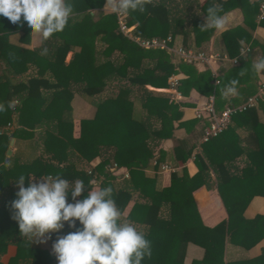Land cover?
<instances>
[{
  "label": "trees",
  "instance_id": "trees-1",
  "mask_svg": "<svg viewBox=\"0 0 264 264\" xmlns=\"http://www.w3.org/2000/svg\"><path fill=\"white\" fill-rule=\"evenodd\" d=\"M105 1L72 0L74 13L64 31L47 40L42 38L36 48L23 46L30 43L32 34L26 23L19 28L0 17V102L11 101L15 105L0 113V161H11L10 168L0 167V258L8 245L16 246L15 255L7 263L0 259V264H56L49 248L38 242L29 245L20 236L18 222L12 218L15 210L11 201L16 198L21 174L25 175V187L31 174L35 177L59 174L70 186L81 179L86 184L77 200L91 192L95 183L88 184L89 181L100 182L99 187L111 186L122 214L134 200L128 215L122 219L132 222L151 241L152 257L142 264H184L189 242L206 250V259L194 260L192 264H206L207 260L222 264L227 236L245 248L264 237L261 217L244 216L252 197L264 196V120L261 119L264 100H258L255 107L234 112L223 131L201 144V152L195 154L197 171L193 175L186 167L192 148H188L185 140L180 141L174 147L172 162L174 167H182L172 172L169 186L160 188L157 175L146 173L151 160L156 159L157 164L165 160L162 149L155 156L160 142L171 138L177 126L193 129L199 120L181 121L180 104L147 86L169 88V78L183 74L175 89L184 96L191 89L213 96V107L220 113L226 107L244 103L258 90L259 75L251 70V50L238 56L242 43L235 37V30L228 29L221 36L227 54L238 57L239 63L217 75L209 69L199 71L195 62L175 57L166 47L145 48L121 32L118 15L103 11ZM198 3V0H148L143 11L130 12L123 21L135 37L165 39L178 34L193 35L195 46H199L211 38L215 29L202 27L206 22L195 7L207 20V10L213 6L222 7L225 14L234 8V3H244L243 27L251 31L258 25L264 27V18L258 23L255 20L261 0H217L218 5L216 0ZM15 34H19L18 43L9 40ZM167 46L172 47V41ZM258 46L264 56V43L258 42ZM44 48L46 54H42ZM69 52L72 56L66 62ZM30 68L34 69L33 74L28 73ZM232 79L239 81L235 86L237 91L225 95ZM112 81H115L113 87L106 91ZM73 93L82 94L95 108L91 118L80 121L78 137L73 136L69 102ZM137 103L139 112L135 110ZM201 120L207 128L210 119ZM10 125H14L13 129ZM12 138L34 139L35 144L43 146L45 154H52L71 166L54 167L43 155L20 163L16 154L7 155ZM71 156L86 163L97 157L101 161L93 169L75 167ZM113 162L126 168L128 177L122 176L117 181L119 178L110 169ZM154 168L157 170V165ZM212 173L228 217L214 227H207L201 221L193 192L202 186L210 188ZM68 202H74L70 196ZM75 230L66 224L60 233L52 234L51 241ZM259 260L264 261V251Z\"/></svg>",
  "mask_w": 264,
  "mask_h": 264
},
{
  "label": "clouds",
  "instance_id": "clouds-1",
  "mask_svg": "<svg viewBox=\"0 0 264 264\" xmlns=\"http://www.w3.org/2000/svg\"><path fill=\"white\" fill-rule=\"evenodd\" d=\"M147 2L107 0L106 9L110 8L117 15L128 14L143 11ZM207 11V20L202 27L224 30L222 7L213 6ZM73 13L72 0H0V17L7 18L19 28L26 23L44 40L63 32ZM46 53L47 49H42V54ZM251 70L256 75L264 73V56L256 58ZM238 83L232 79L224 94H234ZM14 107L11 101L7 104L0 102V113ZM0 167L10 168L11 161H0ZM18 177L16 198L11 201V208L15 210L12 218L18 222L19 234L29 245L47 243L52 234L60 233L66 224L76 229L53 242L52 250L58 264H142L152 257V244L145 233L137 230L132 222L122 219L113 187H98L77 200L86 184L81 179L70 186L61 175L50 174L45 175L43 182L29 180L25 187V175ZM69 196L74 202H68Z\"/></svg>",
  "mask_w": 264,
  "mask_h": 264
},
{
  "label": "crops",
  "instance_id": "crops-1",
  "mask_svg": "<svg viewBox=\"0 0 264 264\" xmlns=\"http://www.w3.org/2000/svg\"><path fill=\"white\" fill-rule=\"evenodd\" d=\"M199 5H201L205 0H198ZM225 1V0H223ZM248 2H254L256 0H247ZM264 1V0H262ZM106 2L103 6V11L105 13H111V9H106ZM216 5L217 3L216 0ZM244 3H234V8L227 11L224 15L225 17V28L222 31L214 30L211 38L207 41L202 42L201 45L195 46L194 43V36L189 35L188 37H184L181 34H178L174 38H172L173 46L170 47L173 50H176L180 47L185 49H192L193 51L203 52L204 59L198 60L195 62V65L199 71H204L209 69L214 75H217L221 70L227 69L231 64V59L238 57H230L227 54L225 43L222 39L221 34L230 29L235 30L233 33L235 37L242 43V47L240 48V53L238 56H244L248 51L252 54V62L256 60L257 57L262 56V50L258 46L259 43H264V27L257 26L253 31H251L248 27H243V10L242 5ZM196 13L200 15V18L203 19L205 22L203 15H201L198 6L195 7ZM126 15V14H124ZM260 11L259 14L256 16V22L258 23L261 19ZM132 31V29H131ZM19 34L11 35L9 40L12 43H18ZM42 42V36L39 33L32 32L31 34V41L28 45H23L29 48H36ZM188 47V48H187ZM247 51L241 53V49H246ZM175 57L178 56L173 52ZM72 56V52H69L66 56V62L70 60ZM223 56H226L227 59H223ZM176 59V58H175ZM29 74L34 73V69L30 68L28 70ZM35 75V74H34ZM49 75H47L48 77ZM179 79L183 78V74L177 75ZM264 78V73L259 75L258 85L261 79ZM115 81L110 82L107 85L106 91L109 88H112ZM148 89L166 94L170 100H173L180 104V109L182 111V119L181 121H187L191 119H198V123L195 125L193 129L186 128L185 126H177V122L175 125L177 126L173 132V136L168 139H164L160 142L159 147L156 150V157L158 156V149H162L166 153L165 160L160 163H154L153 159L151 160L150 167L146 170V173L150 176L157 175L158 178V185L160 188L167 187L170 185L171 182V174L174 171L180 170V167H174L172 159H173V152L174 147L179 144L180 141L185 140L187 143L188 148H192V155L191 159L187 162L186 167L190 175H193L197 171V167L194 163L195 154L201 152V144L203 143L202 137L204 135V122L201 120L202 118L197 117V112L201 111L206 105L213 104L214 97L213 96H205L197 92L195 89H191L189 95H181L176 89L172 88H153L151 86H147ZM48 93V92H47ZM264 100V99H260ZM70 105L72 107V116H73V136L78 137L80 135V121L85 118H91L94 115L95 108L91 104V102L82 96L80 93H73L69 99ZM258 105V103H257ZM256 105V106H257ZM94 109V110H93ZM136 112L140 111V105H135ZM203 111V110H202ZM204 112V111H203ZM261 119L264 120V116L261 115ZM10 129H13L10 128ZM191 130V131H190ZM245 133L242 132V136ZM16 154L19 158L20 163H26L30 160L37 158L38 156L43 155L46 157L47 162L53 165L54 167L64 168L70 167L71 164L66 161H62L58 157H54L52 154H45L43 150V146L41 144H35V140H25L21 138H13V144L11 146V154ZM8 155V156H10ZM155 157V158H156ZM72 163L75 164V167L87 166L90 168H94L101 159L99 157L89 162L81 161L76 156H71ZM168 164L170 167L174 168V170H162L161 164ZM240 166L243 163L238 162ZM157 165L158 169L155 170L154 166ZM121 171H119V175L116 177L117 179H123L124 171L128 172L126 168L121 167ZM44 177H35L33 174L30 175V180L33 182L39 183L44 181ZM102 177V176H101ZM212 182L210 188L206 186H202L193 192V197L203 224L207 227H214L223 220H226L227 210L223 204V201L219 195L217 190V181L215 175L212 173ZM96 182L93 186L92 190L97 188ZM99 187V186H98ZM134 204V200H131L127 207L123 212V216H127L132 205ZM244 216L247 219H253L256 216H260L262 222H264V196L262 195H255L252 197L251 201L247 205ZM47 235V234H46ZM43 239V238H42ZM55 242V241H54ZM43 247L49 248L52 252V244L53 242L50 240L47 243H40ZM264 251V237L261 238L256 244L249 248H245L238 244L231 242L228 236L225 238L224 244V257L222 264H264V261L259 260L260 256ZM16 253V246L13 244L8 245L7 251L3 254V258L1 256V261L7 263L9 259L14 256ZM206 250L204 247L194 244L192 242L187 243L185 249V256H184V264H192L194 260H202L206 259ZM55 263L58 264L56 258ZM206 264H213L210 261H206Z\"/></svg>",
  "mask_w": 264,
  "mask_h": 264
},
{
  "label": "built area",
  "instance_id": "built-area-1",
  "mask_svg": "<svg viewBox=\"0 0 264 264\" xmlns=\"http://www.w3.org/2000/svg\"><path fill=\"white\" fill-rule=\"evenodd\" d=\"M259 11H260V19L264 18V1L261 0L260 6H259ZM121 16L123 14H119V26H120V31L126 34L128 37L131 39H134L135 42H137L140 46L149 48V47H166L169 51H173L178 58H182L188 62H196L198 60L204 59V53L203 52H197L193 51L192 49H185V48H178L176 50L171 49L169 46H167V43L172 40L171 36H168L165 39H159V38H151V39H145V38H140V37H135L132 35L131 28L127 27L125 22L123 21L124 18L121 19ZM248 48L246 49H241V53H244L247 51ZM223 59H227L226 56H223ZM239 63V60L237 58L231 59V64L232 65H237ZM178 76L173 75L169 78V85L170 88L176 87L178 83ZM264 99V78L261 79L258 85V90L257 92L248 97V99L238 105L237 107H226L223 111L220 113L216 112L213 104L206 105L202 110L204 111H199L197 112V117L202 118V117H208L210 119L209 126L205 129L204 135L202 137V141L205 142L209 138L216 136L218 133L223 131L230 123L231 121V115L236 112L237 110L242 111L250 107H255L258 103V100ZM11 127V125L9 126ZM154 163H157L156 160H154ZM121 167H118L116 163H112L110 169L112 170L113 173L121 171ZM162 170H174V168L170 167L168 164H161ZM90 172V171H89ZM120 173V172H119ZM119 175V174H118ZM124 177H128V172L124 171L123 174Z\"/></svg>",
  "mask_w": 264,
  "mask_h": 264
},
{
  "label": "rangeland",
  "instance_id": "rangeland-1",
  "mask_svg": "<svg viewBox=\"0 0 264 264\" xmlns=\"http://www.w3.org/2000/svg\"><path fill=\"white\" fill-rule=\"evenodd\" d=\"M124 17H125V15L123 14V16H121V19L124 18ZM136 105L139 106L138 103H137ZM93 110H94V109H93ZM12 127H14V125H11L10 128H12ZM112 173H113V172H112ZM118 174H119V172H115V173H113L114 176H117ZM94 182H95V181H94ZM96 182H97V181H96ZM96 182H95V183H96ZM99 183H100V182H99ZM97 188H98V185H97ZM2 258H3V256H2Z\"/></svg>",
  "mask_w": 264,
  "mask_h": 264
},
{
  "label": "water",
  "instance_id": "water-1",
  "mask_svg": "<svg viewBox=\"0 0 264 264\" xmlns=\"http://www.w3.org/2000/svg\"><path fill=\"white\" fill-rule=\"evenodd\" d=\"M12 144H13V138L10 141L9 148L7 150V155H10L11 154V146H12Z\"/></svg>",
  "mask_w": 264,
  "mask_h": 264
}]
</instances>
